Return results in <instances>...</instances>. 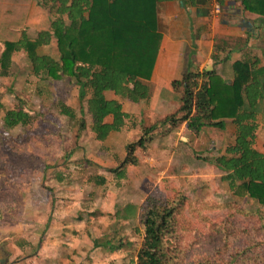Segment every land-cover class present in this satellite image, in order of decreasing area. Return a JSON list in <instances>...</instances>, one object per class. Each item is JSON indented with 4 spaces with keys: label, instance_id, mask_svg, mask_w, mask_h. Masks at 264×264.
Instances as JSON below:
<instances>
[{
    "label": "rangeland",
    "instance_id": "1",
    "mask_svg": "<svg viewBox=\"0 0 264 264\" xmlns=\"http://www.w3.org/2000/svg\"><path fill=\"white\" fill-rule=\"evenodd\" d=\"M2 2L0 27L9 32L2 37L6 40H15L23 31L34 38L49 25L41 0ZM215 46L222 48L219 40ZM2 51L0 39V58ZM40 52L57 57L54 42ZM7 70L4 76L0 68V260L6 256L7 263H15L11 244L30 239L35 245L42 243L30 247L28 242L20 257H31L18 264H136L143 228L139 218L124 221L116 212L128 204L141 206L147 196L155 195L174 202L183 196L188 200L183 212L192 231H181L175 240L167 238L170 249L180 245L177 264H264V207L235 196L222 180L225 173L208 163L233 143L232 126L225 131L205 128L197 136L182 124L170 131L168 126L159 128L145 148L135 150L136 164L125 167V178L116 180L112 171L120 168L126 145L159 121L145 118L148 108L116 98L132 116L119 132L97 141L89 129L85 102H79L78 87L69 78L32 76L22 53L11 56ZM60 104L78 118L82 110L85 126L79 128L61 115ZM16 107L33 120L6 131L4 113ZM256 122L253 147L260 150L264 112ZM98 177L104 184L96 183ZM54 222L63 225L62 232ZM57 238L54 250L50 243ZM119 240L123 248L118 251L102 246ZM44 244V255L55 257L52 262L33 258Z\"/></svg>",
    "mask_w": 264,
    "mask_h": 264
},
{
    "label": "trees",
    "instance_id": "2",
    "mask_svg": "<svg viewBox=\"0 0 264 264\" xmlns=\"http://www.w3.org/2000/svg\"><path fill=\"white\" fill-rule=\"evenodd\" d=\"M2 1L6 0H0V4ZM168 1L171 0H41L40 6L50 16L49 25L34 38L23 31L15 40H6L2 37L9 32L0 27L2 73L7 76L11 56L22 53L32 76L50 81L69 78L78 87L79 102H85L90 131L95 140L104 141L130 119L117 99L132 103L149 99L143 81L151 76L161 38L156 5ZM201 1L210 0H182V3L192 7ZM226 1L215 0V3L222 10ZM242 6L245 11L264 16V0H242ZM52 42L56 58L40 52ZM231 69L230 83L214 70L187 71L174 80L170 86L180 92L179 108L146 127L137 142L126 145L120 168L112 171L116 180L125 178V167L136 164L135 150L145 148L157 129L168 126L166 131H170L185 124L188 132L197 136L204 128L224 131L225 120H232L233 143L208 163L225 173L222 180L235 196L264 207V153L253 147L256 119L264 112V66L241 60L233 63ZM107 92L117 99L108 100ZM59 110L79 128L85 126L82 110L79 118L65 105L60 104ZM32 120L22 107H16L5 111L2 127L9 131L27 126ZM262 147L264 150V142ZM104 182L102 177L96 178L98 185ZM180 199L174 202L149 195L141 206L128 204L116 212L124 221L139 218L143 228L136 264H177L180 257L175 252L180 251V245L176 243L170 249L169 240H175L181 231H192L183 212L188 200L184 196ZM102 246L109 252L123 248L120 240L113 245L104 242ZM237 256L233 255L230 262Z\"/></svg>",
    "mask_w": 264,
    "mask_h": 264
},
{
    "label": "crops",
    "instance_id": "3",
    "mask_svg": "<svg viewBox=\"0 0 264 264\" xmlns=\"http://www.w3.org/2000/svg\"><path fill=\"white\" fill-rule=\"evenodd\" d=\"M215 4V0H210L186 7L182 0H171L156 5L157 30L161 38L151 76L148 81H143L148 87L149 99L138 103L130 102L148 108L146 119L160 120L177 111L180 106V93L173 90L170 85L187 71L214 70L223 80L230 83L233 80L231 69L233 63L246 60L256 63L258 67L264 66V16L245 11L242 0H227L225 7L218 14L213 11ZM216 40H219L222 48L218 49L215 46ZM106 94L112 95V98L106 97L108 100L116 99L112 92ZM121 104L123 112L129 114L131 118L132 114L124 111L122 101ZM225 123V130L232 126L235 131L232 120H225ZM181 128L188 132L185 124H182ZM263 142L264 138L260 150L254 149L264 153ZM52 226L60 228L62 232L63 225L54 222ZM50 239L51 236L47 240ZM28 242L30 247L35 245L30 239L27 243L11 244L15 250L14 258H17L15 263L14 261L7 263L6 256L0 263L25 262L31 255L21 257L20 255L26 250ZM38 243L41 244L42 241ZM45 244L41 245L38 253L32 257L39 262L44 259L52 262L55 258L53 253L44 255V248L47 246ZM50 244L55 245L52 246L54 250L58 248V238ZM8 257L10 258L9 255Z\"/></svg>",
    "mask_w": 264,
    "mask_h": 264
},
{
    "label": "built area",
    "instance_id": "4",
    "mask_svg": "<svg viewBox=\"0 0 264 264\" xmlns=\"http://www.w3.org/2000/svg\"><path fill=\"white\" fill-rule=\"evenodd\" d=\"M219 10H220V8L215 4L214 5V8H213V11H214V13H219Z\"/></svg>",
    "mask_w": 264,
    "mask_h": 264
}]
</instances>
